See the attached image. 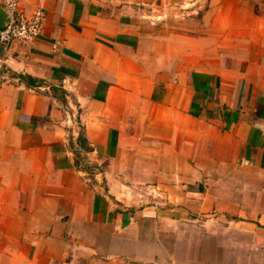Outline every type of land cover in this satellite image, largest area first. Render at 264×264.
<instances>
[{
	"label": "crops",
	"instance_id": "1",
	"mask_svg": "<svg viewBox=\"0 0 264 264\" xmlns=\"http://www.w3.org/2000/svg\"><path fill=\"white\" fill-rule=\"evenodd\" d=\"M37 8L0 48V264H264V0Z\"/></svg>",
	"mask_w": 264,
	"mask_h": 264
},
{
	"label": "built area",
	"instance_id": "2",
	"mask_svg": "<svg viewBox=\"0 0 264 264\" xmlns=\"http://www.w3.org/2000/svg\"><path fill=\"white\" fill-rule=\"evenodd\" d=\"M0 6L7 13L3 26L0 28V48L2 50H7L13 41L30 42L40 33L45 20V13L42 9L37 8L30 16L26 17L18 10L19 0H0ZM78 121L84 122V117L79 115ZM71 147L81 157L78 170L83 173L87 181L103 175L98 166L87 161L84 157V150L78 148L77 145Z\"/></svg>",
	"mask_w": 264,
	"mask_h": 264
},
{
	"label": "rangeland",
	"instance_id": "3",
	"mask_svg": "<svg viewBox=\"0 0 264 264\" xmlns=\"http://www.w3.org/2000/svg\"><path fill=\"white\" fill-rule=\"evenodd\" d=\"M193 9L194 7H189L188 9ZM196 8V7H195ZM183 9L180 7H167V8H161L159 10H155V11H151V17L154 20L159 19L160 17L163 18V20H170L173 19L175 20V18L179 17L182 14H186L182 12ZM193 14H197L196 12H194ZM51 92H53V94L57 95V96H62L63 92L60 88H51L50 87Z\"/></svg>",
	"mask_w": 264,
	"mask_h": 264
},
{
	"label": "water",
	"instance_id": "4",
	"mask_svg": "<svg viewBox=\"0 0 264 264\" xmlns=\"http://www.w3.org/2000/svg\"><path fill=\"white\" fill-rule=\"evenodd\" d=\"M5 19V11L3 9H0V28L3 26Z\"/></svg>",
	"mask_w": 264,
	"mask_h": 264
},
{
	"label": "trees",
	"instance_id": "5",
	"mask_svg": "<svg viewBox=\"0 0 264 264\" xmlns=\"http://www.w3.org/2000/svg\"><path fill=\"white\" fill-rule=\"evenodd\" d=\"M27 83L30 85H38L37 83H36V80L34 79V78H31V77H28V81H27ZM82 144H83V142H82Z\"/></svg>",
	"mask_w": 264,
	"mask_h": 264
}]
</instances>
